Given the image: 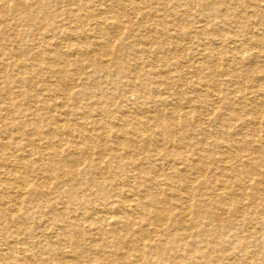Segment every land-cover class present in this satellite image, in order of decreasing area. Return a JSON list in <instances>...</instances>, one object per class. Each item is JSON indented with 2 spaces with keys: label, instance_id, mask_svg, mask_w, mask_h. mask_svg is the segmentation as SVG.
<instances>
[{
  "label": "bare ground",
  "instance_id": "obj_1",
  "mask_svg": "<svg viewBox=\"0 0 264 264\" xmlns=\"http://www.w3.org/2000/svg\"><path fill=\"white\" fill-rule=\"evenodd\" d=\"M0 264H264V0H0Z\"/></svg>",
  "mask_w": 264,
  "mask_h": 264
},
{
  "label": "rangeland",
  "instance_id": "obj_2",
  "mask_svg": "<svg viewBox=\"0 0 264 264\" xmlns=\"http://www.w3.org/2000/svg\"><path fill=\"white\" fill-rule=\"evenodd\" d=\"M85 41H87V44H89V47H94L95 45L93 44V41L92 40H90V39H87V40H85ZM244 79V78H243ZM132 97H134V96H132Z\"/></svg>",
  "mask_w": 264,
  "mask_h": 264
}]
</instances>
